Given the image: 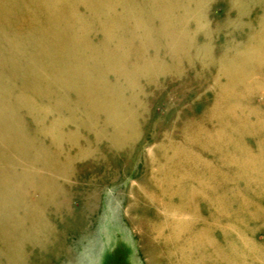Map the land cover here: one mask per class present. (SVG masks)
<instances>
[{
    "label": "rangeland",
    "instance_id": "1",
    "mask_svg": "<svg viewBox=\"0 0 264 264\" xmlns=\"http://www.w3.org/2000/svg\"><path fill=\"white\" fill-rule=\"evenodd\" d=\"M148 1L151 0H140L144 9L142 13L157 40L167 38L168 27L173 28L175 22L177 28L170 32L184 34L186 31L187 42L181 51L174 47L172 51L170 46H167L169 50L165 46L158 48L159 40L155 46H149L151 49L146 57L158 48L161 62L176 72L154 81L141 76V89L137 90L128 86L126 79L119 77V71L106 61L90 59L94 53L87 48L78 49L70 41L59 47L61 41L46 19L36 20L35 14H30L31 31L17 18L8 23L0 19V191L2 184L11 190L22 189L30 201L38 193L30 186V174L37 171L44 175L53 174L45 156H39L38 150L47 149L60 161L74 155V158L70 157L67 174L60 175L62 178L58 180L60 187L70 196L71 209L55 213L53 206L45 207L48 226L40 234L41 241L20 243L26 255L18 264H62L54 263L55 258L51 256L52 227L62 229L68 220L82 218L84 205L80 198L85 193L98 195L97 210L91 215L87 213L91 239L94 236L97 245L91 253L88 237L81 231L72 232L67 244L76 248L77 253L70 264H145L136 239L118 216L124 208L118 197L130 187L144 182L145 171L150 172L153 168L146 154L157 150L160 145L161 136L156 129L170 126L169 119L182 112L196 115L194 122L202 121L205 126L216 122L202 110L206 107L216 111L220 104L214 106L213 97L222 100L233 95L234 85L231 87L228 80L231 73L241 72L237 80L246 87L264 86V0H199L197 4V0H181L180 5H175L178 1L173 4V0H167L162 7L150 2L151 5L146 6ZM27 4L29 9L26 12L35 10L32 3ZM78 9L87 13L82 6ZM103 38V33L95 31L83 40L91 41L90 44H96L95 48L100 49ZM176 51L184 59L180 70H174L179 65L174 56ZM195 51L199 52L196 54ZM79 59L98 79L100 89L105 87L106 80L111 91L117 89L126 98L125 106L115 105L122 114L127 111L137 114L141 124L137 130L139 133L126 146L114 144L111 140L114 126L106 123L108 114L100 106L101 101H91L84 96L88 83L85 75L76 72ZM66 68V73L62 72ZM118 100L115 96L116 104ZM249 100L255 110H264L263 92L254 93ZM197 124H184L182 120L180 130L175 133L179 135L180 132L187 141L185 145L178 142L185 151L191 149L189 138L198 133ZM246 131L250 135L245 136L244 141L250 144L254 153L264 156V144L257 145L262 139L261 134ZM172 146L173 143L164 142V148L169 151ZM212 166L220 167L214 163ZM114 174L117 179L113 181ZM217 176L210 179L204 174L205 180L209 181L208 187L213 185L215 189V195L209 196L214 207L220 205L221 186L229 189L225 180ZM237 181L235 178L226 180V185H230L228 204L223 207L227 220L214 221L217 227L216 254L234 264H264V185L247 186L246 183L233 191ZM4 196L1 192L0 213L5 207ZM18 202L16 217L22 221L24 201ZM203 214L207 215L205 209ZM221 227L225 233L221 232ZM7 231V226L0 222V264H8ZM65 262L69 264L67 259Z\"/></svg>",
    "mask_w": 264,
    "mask_h": 264
},
{
    "label": "bare ground",
    "instance_id": "2",
    "mask_svg": "<svg viewBox=\"0 0 264 264\" xmlns=\"http://www.w3.org/2000/svg\"><path fill=\"white\" fill-rule=\"evenodd\" d=\"M166 1L151 0L145 5L156 3V6L162 7V3ZM177 1L178 4L175 3ZM181 2V0H173L175 5H180ZM198 2L199 0L196 4ZM27 3H32L35 10L26 12L29 9ZM141 4L140 0H30V2L0 0V19L8 23L17 18L30 31L33 30L30 27L32 24L30 14H35L36 20L46 19L47 24L53 26L52 30L57 39L61 41L58 44L59 47L64 42L66 45L70 41L78 49L87 48L91 54L94 53L89 57L90 59L94 62L106 61L111 68L119 71V77L125 78L128 86L137 90L141 89L139 84L141 76L154 81L167 73L175 74L176 71L166 67L163 64L164 61L161 62L158 48L170 46L169 49L172 51L174 48L180 50L187 42L184 36L186 31L184 34L170 32L174 27L177 28V23L174 22L173 28L168 27L167 38L158 39L160 46L153 54L149 53L146 57L145 54L151 49L149 46H155L158 43V37L153 31L151 33L149 23L142 13L144 9ZM79 6L87 9V13L80 11ZM188 10L189 8L186 12L189 13ZM95 31L104 34L100 49L95 48L96 44H90L91 41L83 40L88 39ZM15 34L20 33L15 32ZM168 50H166L167 53H170ZM177 52L179 51L174 52L175 55L172 53L179 63L174 70H180L184 60ZM68 57L71 58L70 55ZM66 71L67 68L62 72L66 73ZM76 72L86 76L88 87L84 96L91 101L100 100V106L108 114L106 123L114 126V131L110 135L113 143L126 146L128 142L133 141V137L139 133L138 128L141 127L138 116L134 111L122 114L123 112L116 107L125 106L126 98L117 89L111 91L112 87L106 80H104L105 87L100 89L98 79L91 75V71L80 59ZM239 76L241 72H237L236 75L229 74V84L231 87L232 84L234 85L231 91L233 95L222 99L223 105L220 98L213 97V105L220 104L218 110L213 111L203 107L202 112L214 117L216 122H210L205 126L202 121L194 122L196 115L182 112L181 116H172L169 119L170 126L156 129L161 136L159 141L157 140L160 145L157 150H151L148 155L146 154L153 168H150V172L145 171L144 182L136 184L132 181L136 185L118 197L121 199L120 204H124V208L122 214H117L121 220H124L125 229L130 230L136 239L139 253L144 258L145 264H222L223 261L224 264H234L232 260L229 261L216 254L217 227L214 221L227 220L223 207H227L228 204L230 185H226V180L232 178L238 180L235 182L236 186L232 188L233 191L246 183L247 186L264 185V156L259 152L254 153L250 144L244 141V137L250 135L246 130H250L251 134L258 133L262 136L257 145L264 144V110L258 108L255 110L249 100V97L257 92H263L264 95V86L246 87L237 80ZM112 93H115L116 98L119 99L118 104L115 103V96ZM252 116H254L253 119ZM182 120L184 124L189 125L198 123V133L189 138L191 149L188 151L178 145V142L187 144L185 138L180 135V132L179 135L175 134L180 130L179 125ZM57 124L58 122L55 121V125ZM164 142L169 145L173 143L170 151L164 148ZM207 144L211 145L207 146ZM130 145L129 143L128 147ZM38 154L45 156V162L53 174L44 175L37 170L35 173H29L32 178L31 188L38 190L32 200L29 201L28 195L23 193L22 189L11 190L9 186V188L7 185L5 187V184H2L0 191L5 194L3 200L5 207L0 213V222L8 228L5 235L8 240L6 250L8 264H18L25 258L26 251L21 249L20 243L41 241L40 234L45 232L44 227L48 226L44 211L46 206H53L55 213L63 209H71L70 196L60 187L58 180L62 178L60 175L68 171L70 157L74 155H69L65 161H60L47 149L38 150ZM213 163L220 167H213ZM237 165L239 168L236 167ZM204 174H207L210 179L218 174L217 178L225 180V186L229 187L226 190L221 186L218 207H214L210 202L209 196L215 195V189L213 185L208 187L209 181L205 180ZM113 177V181L117 179L115 174ZM241 177L244 180H241ZM82 197L80 198L84 205L82 218L68 220L62 229L57 226L52 227L51 256L55 258L54 263L66 264L67 259L70 264L76 257V248L73 249L67 244L69 236L75 231H81L82 235L88 237L89 250L94 253L97 239H94V236L91 239L87 213L91 215L97 210L98 195L85 193ZM18 201H24L23 219L25 220L22 219V221L16 217L15 205ZM204 209L206 216L203 214ZM222 228H220L221 232L225 233ZM224 248L227 250L225 242Z\"/></svg>",
    "mask_w": 264,
    "mask_h": 264
}]
</instances>
